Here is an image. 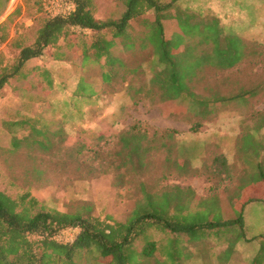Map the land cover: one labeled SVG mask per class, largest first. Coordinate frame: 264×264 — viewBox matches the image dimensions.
Listing matches in <instances>:
<instances>
[{
  "label": "rangeland",
  "instance_id": "1",
  "mask_svg": "<svg viewBox=\"0 0 264 264\" xmlns=\"http://www.w3.org/2000/svg\"><path fill=\"white\" fill-rule=\"evenodd\" d=\"M93 1L99 19L118 18L123 11L120 0ZM43 2L7 1L0 17L9 33V40L0 43L4 61L12 62L18 51L12 38L18 34L31 43L41 20L53 15ZM181 10L194 14L191 21L216 17L225 33L239 35L245 44L242 60L225 69L204 65L189 82L192 96L165 100L159 83L163 66L146 39L152 12L130 21V47L117 39L112 56L123 64L108 67L115 74L109 82L102 80L99 63L82 60L91 33L69 29L55 46L26 63L24 78L10 80L0 93V189L13 197L28 192L46 207L62 211L86 205L91 214L118 221L126 219L143 191L161 192L175 185L190 187L198 198L215 196L220 206L211 198L188 221L201 222L208 215L216 220L221 207L232 213V198L237 203L247 199L241 188L264 175V0H179L170 11ZM162 24L168 38L179 32L173 18ZM81 78L95 94H76ZM22 119L43 122L47 134L54 132L47 147L23 137L31 135L26 123L4 124ZM128 133L142 135L139 142L147 148L143 165L122 148L120 137ZM13 136L20 138L19 145H13ZM215 157L224 158L225 165ZM248 206L247 217L254 219L246 220L247 234H264V203ZM66 228L56 234L58 241L67 242L62 235ZM218 231L186 232L176 261L172 249L164 260L150 264H214L215 258L221 264L232 255L231 264H252L263 242L241 240L234 252V245L227 249L226 242L219 243ZM94 254L82 253L73 260L100 264Z\"/></svg>",
  "mask_w": 264,
  "mask_h": 264
},
{
  "label": "trees",
  "instance_id": "2",
  "mask_svg": "<svg viewBox=\"0 0 264 264\" xmlns=\"http://www.w3.org/2000/svg\"><path fill=\"white\" fill-rule=\"evenodd\" d=\"M7 1L0 0V17ZM69 1L73 3V9L66 14L44 17L34 29L31 43L26 44L18 34L11 39L12 45L18 50L12 62L4 61L0 53V93L10 80L26 76L24 67L30 59L41 56L47 46H55L73 27L91 33V40L83 45L82 60L99 63L104 68L102 80L109 82L115 74L108 67L115 63L123 64L119 58L112 56L117 39L130 47L133 44L127 40L130 21L149 11L154 14V18L152 21L145 20L150 27L146 39L157 56L158 64L163 66V70H160L163 78L159 76L155 79L159 78L163 89L162 98L165 100L178 99L184 93L192 96L189 82L204 65L230 68L245 56L242 38L237 34L225 33L216 17L206 21H191L194 14L183 10L172 13L170 10L179 0H120L123 5L120 16L106 19L96 17L93 0ZM168 18L175 19L179 29L170 38L165 36L162 24L163 19ZM8 37L5 23L0 22V43L9 40ZM190 37L194 40L187 41ZM43 73L47 75V71ZM51 81L47 80L49 84ZM75 92L90 97L96 90L81 78ZM24 123L28 125L31 135L25 134L23 137L32 139V142L34 140L40 147H47L54 132L47 134V126L43 122H29L28 119L4 122L10 127ZM141 137L138 133L120 137L129 159L135 157L139 165H143L147 150L139 142ZM19 143L20 138L13 136V145ZM215 159L216 162L221 159L225 165L224 158ZM260 176L254 182L262 181L264 184V175ZM211 198L219 206L215 196L198 198L190 187L175 185L161 192L143 191L126 219L118 221L110 216L100 218L93 215L86 205L62 211L46 207L28 192L13 197L0 189V264H77L73 260L75 256L88 252L95 253L93 259L100 264H150L155 259L164 260L172 249L171 258L176 261L182 236L196 229L206 235L215 230L224 233H219L217 240L219 243L226 242L227 249L234 245V252L235 244L241 240L256 239L263 242L259 243L252 264H264V237L246 238L243 220L246 204L259 199L247 198L237 203L232 198V213L227 214L221 207V217L216 220L208 215L201 222L188 221L190 215L207 206ZM69 226L80 229L77 237L72 242L58 241L56 234Z\"/></svg>",
  "mask_w": 264,
  "mask_h": 264
},
{
  "label": "built area",
  "instance_id": "3",
  "mask_svg": "<svg viewBox=\"0 0 264 264\" xmlns=\"http://www.w3.org/2000/svg\"><path fill=\"white\" fill-rule=\"evenodd\" d=\"M43 4L45 9H49L53 13L52 16L66 14L74 7L73 3L68 0H44ZM79 231L78 227L69 226L62 235H64L67 242H72L79 234Z\"/></svg>",
  "mask_w": 264,
  "mask_h": 264
},
{
  "label": "crops",
  "instance_id": "4",
  "mask_svg": "<svg viewBox=\"0 0 264 264\" xmlns=\"http://www.w3.org/2000/svg\"><path fill=\"white\" fill-rule=\"evenodd\" d=\"M236 147L234 146V149H235ZM231 150H232V147L230 148ZM237 149V148H236ZM251 183H253V186H251L250 188L249 187H246V188H244L245 189V192L247 193V195H248V197L247 198H256V199H259L260 201H262L263 203H264V184H263V182L262 181H256V182H254L253 180H252V182ZM251 194V195H250ZM263 196V197H262ZM258 200V201H259ZM259 201V202H260ZM254 202H257V201H252V202H249V203H247L246 204V206H245V208H244V210H243V220H244V231H245V237L246 238H252V237H255V236H250V235H248L247 234V226H246V220H247V222L249 223V222H253V219H254V217L252 216V219L250 218V216H251V214H249V216L247 217V207H249L248 205H250L251 203H254ZM264 220V219H263ZM259 236H261V237H264V234H262V233H260V234H257V237H259ZM253 241H255V240H253ZM238 243V242H237ZM217 258H215L214 260H213V263L214 264H219L218 262H217V260H216ZM233 259V258H232ZM230 261H231V258L230 259H228L227 261H225V262H222L223 264H231L230 263ZM221 263V264H222ZM243 264H245V263H243Z\"/></svg>",
  "mask_w": 264,
  "mask_h": 264
}]
</instances>
